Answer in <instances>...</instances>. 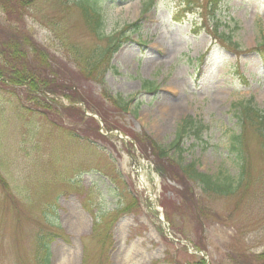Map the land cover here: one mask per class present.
Returning <instances> with one entry per match:
<instances>
[{"label":"rangeland","instance_id":"1","mask_svg":"<svg viewBox=\"0 0 264 264\" xmlns=\"http://www.w3.org/2000/svg\"><path fill=\"white\" fill-rule=\"evenodd\" d=\"M20 1H31L21 29L55 57L62 79L100 104L111 127L146 135L173 162L235 187L242 161L234 138L242 136L249 183L227 197L196 189L197 203L185 201L178 182L154 174L153 157L131 150L119 131L107 135L81 105L61 116L52 101H30L0 78V264H38L46 232L49 264H264V142L243 132L240 118L249 101L264 110V0H223L221 31L232 42L222 43L193 33L202 4L192 0L100 1V37L86 27L79 0ZM0 21L19 19L0 9ZM111 38L123 44L102 66V86L77 65ZM116 98L131 102L127 112ZM188 119L204 131L198 139L187 129L180 162L172 145Z\"/></svg>","mask_w":264,"mask_h":264},{"label":"trees","instance_id":"2","mask_svg":"<svg viewBox=\"0 0 264 264\" xmlns=\"http://www.w3.org/2000/svg\"><path fill=\"white\" fill-rule=\"evenodd\" d=\"M100 1L103 0H79L76 3V6L82 13L86 27L99 37L100 29L102 28V15L98 10L97 4ZM192 1L202 4L197 7L200 11L199 14L202 22H196L194 24L192 30L193 33L199 35L201 32H206L214 39L215 43H222V40L227 39L232 42V35L225 34L224 31H221L222 23L219 17L221 14L220 7L223 0ZM30 4L31 1L0 0V9L9 13L11 17L15 16V19L16 16H18L19 19L17 25L13 23L14 21L11 23L7 22L6 24L0 21V78H4L12 85L23 88L26 98L30 101L36 103H42L47 100L52 101L55 107L54 110L57 114H61L63 110H66L68 113L71 110L77 109L76 104H84L88 112L101 117L105 123L107 132L118 130V128L111 127L108 124L106 118L103 116L100 104H97L91 97L87 98L84 96L80 87L74 85L71 81L64 80L60 77L62 75L56 67L57 63L55 57L51 56L50 53L45 52L41 47L36 45L28 33L21 29L20 24L22 23L21 19L23 18L22 11ZM191 6L192 5L188 4V7ZM205 17L207 18L205 19ZM132 28L137 29V31L139 30L137 24L129 26V30ZM122 44L123 42L121 38H111L108 47L102 50L99 54L97 53L96 58H94V54H92L91 57L84 56V59L79 61L84 66L81 64L77 65L80 73L87 80L100 81L102 86H104L103 78L106 71H102V66L111 59L112 55L118 51ZM232 44L237 46L236 43ZM60 70L70 71L67 67ZM149 87H153V84L145 82L144 88L147 89ZM102 91L107 95V98H111L105 88H103ZM94 96L95 95H93V97ZM50 97H52V99ZM59 99H64L70 105L71 109L68 110L66 105L61 101H58ZM113 101L119 110L122 112L128 111L130 103L122 98H116V100ZM240 108H242L240 117L242 131L252 130L264 142V110L256 108L252 102H248L246 105L241 104ZM81 121L86 123V118L83 116ZM92 121L94 120L92 119ZM195 124L196 123L190 119L184 120L181 129L177 134L176 141L172 145V148L175 149L179 156L180 162L183 155L181 143L187 129H195L194 134L197 138H200V135L203 132V126L198 124V126H196ZM124 135L130 137L133 144L137 145L140 150L144 151L142 154L145 158L153 157L157 161L155 166L157 173L160 174V176L180 184L182 188L181 192L183 193L185 201L189 199L190 201L197 203L195 200L196 189H201V194L204 196L214 195L227 197L233 195L236 191L249 183L248 162L244 159V156H242V151L246 148L242 136L234 138L235 145L240 152L242 161L237 186L235 187L236 184L228 179L224 182H220L211 176L198 172L194 165L181 166L178 161L173 162L168 155L169 151L146 135ZM129 146L131 147V145ZM176 167L178 172H175V170L173 171ZM5 187L7 188L6 184ZM193 210L195 215L198 216V221L196 223L200 225V229H203L205 215H202L203 213L197 208V205L193 207ZM50 241L51 236L49 232L41 233L38 236V264H49L48 244ZM236 261L238 264H247L246 261ZM261 261L264 263L263 260ZM198 264H206V262L201 258Z\"/></svg>","mask_w":264,"mask_h":264}]
</instances>
